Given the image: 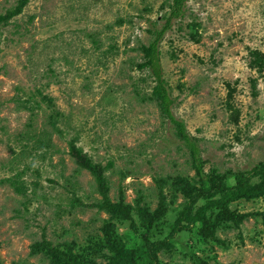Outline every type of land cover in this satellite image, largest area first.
<instances>
[{
	"label": "rangeland",
	"instance_id": "1",
	"mask_svg": "<svg viewBox=\"0 0 264 264\" xmlns=\"http://www.w3.org/2000/svg\"><path fill=\"white\" fill-rule=\"evenodd\" d=\"M17 1L0 0V13ZM170 3L28 0L0 23L3 264H57L51 254L33 252L42 240L58 250L71 246L93 264L122 262L117 249L101 243L111 218L89 206L100 195L70 157L71 140L92 162L112 161L105 171L109 197L115 201L122 191L134 209H155L154 177L199 187L187 150L148 99L152 77L136 66L140 44L151 38L150 20L160 27ZM159 50L162 77L175 98L172 112L196 138L205 170H247L264 161V0H187ZM171 191L167 185L168 200ZM173 200L162 234L184 199L179 193ZM229 205L258 215L237 228H219L214 240L199 242L194 230L176 234L159 249L160 263L195 264V252L214 255L212 262L264 264V196ZM132 220L139 228L140 216L132 212ZM114 224L120 244L136 246L131 220Z\"/></svg>",
	"mask_w": 264,
	"mask_h": 264
},
{
	"label": "trees",
	"instance_id": "2",
	"mask_svg": "<svg viewBox=\"0 0 264 264\" xmlns=\"http://www.w3.org/2000/svg\"><path fill=\"white\" fill-rule=\"evenodd\" d=\"M27 1L18 0L14 7L0 13V23L4 24L14 15L19 14ZM186 2L187 0H171L168 5V12L161 15V19L164 21L160 27L156 25L158 20H150V27L147 31L151 38L146 44H140L139 51L142 54V59L136 66L139 69H146L148 75L152 77L153 85L148 99L155 102L160 114L172 125L174 136L181 141L187 150L190 166L198 178L199 187H191V183L183 182L180 178L154 177L158 199L155 209L150 210L148 207L140 206L134 209L132 204L123 200L122 193H120L122 191H119V198L115 201L109 197V182L105 171L113 165L112 161H108L105 165L100 162H92L85 152L74 145L73 140L69 142V155L74 164L92 176L96 191L100 195L99 200L92 202L89 206L105 212L111 218L105 222V227L102 228L106 239L101 238V243L108 247L111 245V250L117 249L122 258L120 264H161L158 258L159 249L163 246L172 245L176 234L182 232L194 230L199 242H205L208 238L217 239L215 234L219 228L231 227L230 225L237 228L246 218L258 215L255 212L239 213L232 209L229 205L232 200H251L264 196V161L247 170H228L224 173L212 169L206 171L196 138L189 134L184 121L176 118L172 112L175 98L172 96L168 82L162 77L159 44L165 33L171 28L173 21L184 16ZM229 177L233 178L232 184L227 183ZM167 185L172 189L169 192L170 200L167 199L168 195L165 192ZM179 193L184 199L182 205L174 209L170 229L166 234H162L161 224H163L164 217L171 207L168 202L172 204L173 199ZM199 200H205V203L196 207ZM76 201L81 204L78 200ZM132 212L140 216L139 228L137 223L132 220ZM117 217L123 220L130 219L132 230L138 232L139 242L129 250L120 244V238L114 224V219L117 220ZM95 249L96 246L94 251ZM65 251L54 248L45 240L35 242L33 245L34 253L51 254L57 264H93L78 255L71 246H67ZM99 251L97 250V252ZM190 255L195 264H226L212 262L215 258L214 255L203 257L195 252H191ZM0 264H3L1 260ZM115 264L117 263L115 262Z\"/></svg>",
	"mask_w": 264,
	"mask_h": 264
}]
</instances>
